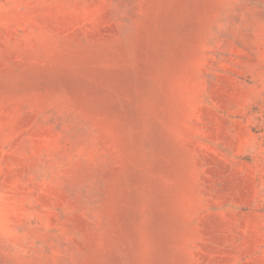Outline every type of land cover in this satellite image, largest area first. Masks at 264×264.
<instances>
[{
    "label": "rangeland",
    "instance_id": "374dc122",
    "mask_svg": "<svg viewBox=\"0 0 264 264\" xmlns=\"http://www.w3.org/2000/svg\"><path fill=\"white\" fill-rule=\"evenodd\" d=\"M0 264H264V0H0Z\"/></svg>",
    "mask_w": 264,
    "mask_h": 264
}]
</instances>
